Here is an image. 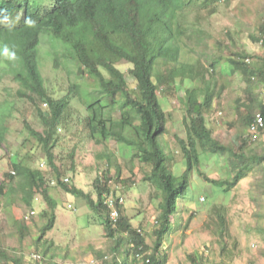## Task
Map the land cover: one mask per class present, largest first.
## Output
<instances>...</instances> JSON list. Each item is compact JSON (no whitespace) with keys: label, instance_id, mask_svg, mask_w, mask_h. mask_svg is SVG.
<instances>
[{"label":"trees","instance_id":"obj_1","mask_svg":"<svg viewBox=\"0 0 264 264\" xmlns=\"http://www.w3.org/2000/svg\"><path fill=\"white\" fill-rule=\"evenodd\" d=\"M223 1L230 0H0V50L7 48L8 52L2 62L6 68L3 74L10 86H15L13 95L32 106L41 123L40 129H34L25 115L17 112V99L12 96L13 101L3 103L10 107L0 108L3 112L0 148L7 135L2 122L8 116L13 117L21 121L24 130L37 142L44 163L42 167H29L26 161L30 162L32 156L28 153L10 157L12 170L0 172V207L17 204L31 209L36 195L46 205L39 215L41 224L35 238L28 226L35 211L30 210L33 216L15 221L12 227L0 213V259L4 264H59L50 260L57 257L28 256L24 250L29 237L39 247L54 227L55 202L50 196L53 186L81 197L98 214L109 238L117 240L106 247L111 250L110 260L102 264H167L164 240L172 231V218L176 226L180 225V203L190 189L193 171L203 182L222 188V192L253 176L258 192L264 194V139L254 142L248 131L256 112L264 122V101L260 97L264 85V20L248 35L260 53H249L241 39L228 29L218 33L214 43L218 55L213 52L211 56L216 55L218 63L225 59L227 71H216L212 64L209 72H196V63L188 58L190 50L183 48L188 40L195 38L200 44L202 40L198 38L204 37L200 30L183 29L186 27L181 21L183 14L200 6L211 16ZM16 13L23 17L16 27H1L5 18ZM197 16L205 19L199 13ZM196 33L200 34L195 36ZM43 36L51 39V47L56 51L51 56L54 66L61 67L69 76L70 91L60 98L48 91L41 73L49 58L42 54ZM122 65L127 68H120ZM73 67L80 78L86 73L88 83L96 87V94L91 93L85 82L78 83L70 77ZM236 76L242 85L234 100L239 115L236 121L225 122L228 133L222 137L208 125L207 118L213 115L214 108H220L221 96ZM77 96L88 113L83 119L86 138L96 140L97 145L111 140L133 148L135 153L131 157L150 169L143 181L161 189L158 228L151 247L131 224L124 205L117 206L116 223L109 217L105 201L116 195L121 184V168L114 153L107 151L97 157L105 162L97 165L98 174L90 192L75 187L57 163L59 133L71 126L76 113L73 100ZM163 100L168 105L164 106ZM175 100L181 105L185 129L184 138H175L184 160L185 171L181 174L177 173L178 153L166 152L169 110ZM116 115L118 118L114 119ZM92 122L96 124L94 127ZM212 156L225 162L226 177L212 179L200 170ZM212 213L217 219L223 251L229 238L227 211L223 206H213ZM191 220L193 214L185 226ZM15 235L18 246L9 245Z\"/></svg>","mask_w":264,"mask_h":264},{"label":"rangeland","instance_id":"obj_2","mask_svg":"<svg viewBox=\"0 0 264 264\" xmlns=\"http://www.w3.org/2000/svg\"><path fill=\"white\" fill-rule=\"evenodd\" d=\"M43 12L44 10L41 9L40 14ZM197 13L205 19L198 18ZM16 15L17 13L11 18H5L1 27L4 26L7 29L16 27L21 19L23 20L22 16ZM183 15L185 17L181 18V21L186 26L183 29L200 30L204 36L198 38L202 40L200 44L196 43L195 38L193 41L188 40L187 45L182 44L183 48L190 50L188 58L196 63L195 68L198 73L209 72L212 64L215 65L216 71L224 69L227 71L225 59H221L218 63L214 59L216 55L211 56L215 52L214 43L218 33L225 29L234 32L249 53L261 52L256 45L251 44L248 35L256 30L261 20H264V0L223 1L218 4L214 15L208 16V12L200 6ZM39 17L33 22H37ZM198 34L200 33H196L195 36ZM51 45L49 37H41L42 54L49 57L41 73L45 76L48 91L54 93L55 98H60L70 91V84L67 81L69 76L61 67L54 66L51 56L56 51ZM0 55H2L0 57V108L6 109L10 106L3 103L13 101L15 86H10L9 80L3 74L6 68L2 62L8 52L5 54V50H0ZM120 68L126 69L127 66L122 65ZM72 69L73 74L70 77L78 83L85 82L91 93L96 94V87L88 83L86 73L80 78L77 69L75 67ZM231 80L232 84L224 91L219 101L220 108H214L213 115L207 118L208 125L222 137H227L228 133L225 122L236 121L239 115L234 100L240 93L242 85L239 76ZM261 100L264 101V99ZM163 105H168L167 100H163ZM73 106L76 113L71 126L62 128V132L59 133L60 140L55 149L60 169L72 180L75 187L90 192L93 180L98 174L97 165L105 162L102 161L103 159L98 160L97 157L107 151L114 153L121 168V184L118 185L116 193L124 199V211L131 220V224L140 231L146 244L151 247L152 236L158 228L162 195L160 188L143 181V178L149 174V167L131 157L135 153L131 147L119 145L111 140L106 144L97 145L96 140L86 138L83 127V119L88 115L86 105L77 96L73 100ZM16 109L19 114L25 115L34 129L41 128L36 112L24 99L16 100ZM0 111V118H2L3 112ZM182 113L181 105L175 100L169 110L171 119L167 125L166 152L178 153V174L185 171L184 160L175 140L176 136L185 137ZM115 117L114 119H117L118 115ZM2 124L7 135L0 148V172L12 170L9 158L17 153L19 155L28 153L32 156L30 162L26 161L29 167L40 165L43 162L41 150L37 142L24 130L21 121L8 116ZM91 125L94 127L96 124L92 122ZM224 163L223 160L218 162V159L212 156L210 162L202 165L200 170L212 179L226 177L228 172L225 170ZM190 175V189L184 202L180 203V225L176 226L175 219L172 218V231L164 240V247L168 253L167 264H264V194L258 192V187L254 185V177L249 176L236 187L222 192V188L203 182L197 172L193 171ZM126 182H133L134 185L128 186ZM50 196L55 202L54 227L45 235L46 240H43L39 247H35L29 237L24 242L25 255L54 256L57 258L50 260L59 264H102L109 261L108 255L111 250L106 247L115 244L117 240L109 238L100 224L98 214L91 210L81 197L67 193L61 188L53 186ZM213 206H223L227 211L229 238L223 251L217 219L212 213ZM32 207L27 209L17 204L9 205L0 207V213L5 217L7 225L12 227L15 221L24 219L30 210L35 211L36 215L28 220L29 230L35 238L41 224L39 215L46 205L41 197L36 195ZM190 214H193V220L185 226ZM8 243L18 246L19 241L16 235ZM118 244L122 246V243ZM50 245L51 247L47 248ZM122 252L123 250L120 249V255ZM0 264H4L1 259Z\"/></svg>","mask_w":264,"mask_h":264},{"label":"built area","instance_id":"obj_3","mask_svg":"<svg viewBox=\"0 0 264 264\" xmlns=\"http://www.w3.org/2000/svg\"><path fill=\"white\" fill-rule=\"evenodd\" d=\"M262 45V42L260 43ZM246 62H250L249 59H246ZM262 81L264 83V74L262 75ZM260 93H261V98L264 99V85L263 87L261 88L260 90ZM263 128H264V122H263V119L260 115V113H256L254 118H253V121L252 123L249 125L248 127V131L250 133V137H251V140L252 141H257V140H262L264 139V131H263ZM58 132H60L61 130L58 128L57 129ZM44 165V163H41L40 166L42 167ZM12 174H14L12 172ZM54 183V182H53ZM123 202V198L120 197V198H113V196H110L107 198L106 200V205L107 207L109 208L110 212H109V217L112 221V223H116V220L118 218V209H117V204H122ZM33 216L34 215V212H29L28 215L26 216ZM25 216V217H26ZM35 256V255H33Z\"/></svg>","mask_w":264,"mask_h":264},{"label":"bare ground","instance_id":"obj_4","mask_svg":"<svg viewBox=\"0 0 264 264\" xmlns=\"http://www.w3.org/2000/svg\"><path fill=\"white\" fill-rule=\"evenodd\" d=\"M113 198H120V196L119 195H117V193H116V195L115 196H113ZM107 200V199H106ZM105 203H106V201H105ZM106 205V204H105ZM118 205H120V206H123L124 205V199H123V202H122V204H117V206ZM107 206V205H106Z\"/></svg>","mask_w":264,"mask_h":264},{"label":"clouds","instance_id":"obj_5","mask_svg":"<svg viewBox=\"0 0 264 264\" xmlns=\"http://www.w3.org/2000/svg\"><path fill=\"white\" fill-rule=\"evenodd\" d=\"M5 54H7V48L5 49Z\"/></svg>","mask_w":264,"mask_h":264}]
</instances>
